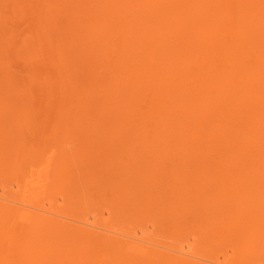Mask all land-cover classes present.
I'll return each mask as SVG.
<instances>
[{
  "label": "bare ground",
  "instance_id": "6f19581e",
  "mask_svg": "<svg viewBox=\"0 0 264 264\" xmlns=\"http://www.w3.org/2000/svg\"><path fill=\"white\" fill-rule=\"evenodd\" d=\"M73 3L80 4L75 11L80 9L82 15L75 16L77 20L68 17L66 26L73 27L72 32L63 26L59 32L78 31L90 40L86 48L91 55L97 49L101 58L114 54L115 59L101 66V60L93 61L85 48L78 57L76 50L68 55L63 51L64 56L55 49L50 52L56 55L52 53L56 61L52 67L60 63L56 58H64L62 71L63 66L70 67L68 63L76 67L74 73L95 66L104 70H93L86 88L81 74L76 81L71 77L72 88L62 99H74L66 101L74 111L68 115L65 109L59 111V105L54 114L58 118L51 119L63 116L64 128L60 120L55 129L48 128L44 123L49 116L34 120L25 106L28 89L24 87L25 99L17 97L16 86L7 79L9 71L0 72L3 80L8 76L1 88L12 87L0 97V173L12 169L9 176L19 179L20 186L28 169L21 164L43 158L40 186H34L36 178L31 177L24 191L34 188L37 196L50 188L54 193L63 184L61 200L67 207L73 201L77 205L104 201L108 216L121 221L119 231L127 226L124 219L149 221L151 228L166 234L165 239L178 241L191 233L193 241L188 250L183 244L159 250L160 244L151 243L148 236L149 240L130 236L128 227V233L122 232L136 240L121 238L115 225L112 229L94 224L90 217L78 218L82 212L76 218L79 208L70 216L69 207L63 208L65 213L56 208L53 212L46 205L20 202L2 192L0 264H207L212 261L204 258V252L219 247L231 248L234 257L224 263L227 259L222 256L223 264H264V0ZM50 14L46 18L53 21ZM34 43L38 46V41ZM79 58L86 63L82 69H77ZM58 70L64 76L58 80L69 85L70 74L68 78ZM142 241L150 243L145 246Z\"/></svg>",
  "mask_w": 264,
  "mask_h": 264
},
{
  "label": "rangeland",
  "instance_id": "374dc122",
  "mask_svg": "<svg viewBox=\"0 0 264 264\" xmlns=\"http://www.w3.org/2000/svg\"><path fill=\"white\" fill-rule=\"evenodd\" d=\"M43 1V2H42ZM60 1V2H59ZM6 2V3H5ZM53 2V3H52ZM74 2V0H72V2L71 1H68V0H0V25L2 26H0V34H1V32H2V34L0 35V72L2 73V74H4L3 72H7V70L9 71V73H10V78H7V79H11V80H9L8 82H10V83H12L13 85H11L10 84V86H13V87H15L16 86V91L14 90L13 91V94H16L17 95V97H20V98H23V99H25V96H26V91L25 90H27L28 89V94H27V101H26V103H25V106H27V107H29V113L30 112H33V114L32 115H34V117H33V119L35 120V116L36 117H38L39 118V116H44L45 118L47 117V116H49L48 117V119L46 120V122L44 123L48 128L50 127V128H52V129H55L60 123V126L62 127L63 126V128H64V126L66 125V122L64 121L65 119H63L62 117V120H61V118L60 119H56L57 120V122H56V120L55 121H52L51 119H53L54 120V118H56L55 116H54V114L55 113H57L58 111H57V107L60 105H62V107H61V109L62 110H59V111H63L64 109H65V113L66 114H68L69 115V113H67V112H71V110H72V106L73 105H71V103L69 104L70 105V107L67 105L68 104V102L69 101H71V100H74V99H71L70 98V100H66L65 99V101H63V99H62V97H64L65 95L64 94H67V93H69V89L70 88H72V85H73V83H74V81H73V79L76 81L78 78H77V76L79 75V74H81V76H80V81L81 82H85L84 83V85L82 86V88H86V87H88V84H90V82H91V78H93L92 77V74L94 73V71H97V67L95 66L94 67V69H93V67H92V69H90V71H87V72H85V70L83 69V70H80V72L81 73H79V72H75L74 73V71L76 70V67H71V65H70V63H68V65L71 67H68V66H63V71H62V66H61V60H63L64 58H61V57H59L58 59L56 58V60H58V61H60V63H58V64H55L56 65V67H57V69L55 68V65H54V67H52L53 65L51 64V63H56V61H54V58H51L53 55H55L54 54V51H59L58 53H61V56L63 55V53L65 52V53H67V55L68 54H70V53H72L71 51L73 50V51H75L77 54L74 56V57H78V55H79V51L81 52L82 50H83V48H85V50H86V53L87 54H89V55H91L88 51L90 50V47H87L86 48V46L89 44V42L88 41H90V40H88L85 36H83V34H81V33H79L78 31H75V32H73V34H75V35H73V34H68V33H64V30H63V32H59L60 30H62V29H60V27H66V31L68 32H72L71 30H72V28H71V30H68L67 28V26H66V24L68 25V17L70 18V19H72V20H74L73 19V17H75V16H78L80 13H78L77 12V10H80V9H78V8H80V7H78V6H80V4L79 5H77V4H75V3H73ZM56 3V4H55ZM64 3V4H63ZM68 3H69V5H68ZM52 5V6H51ZM9 6V7H8ZM75 6H77L78 8L76 9V11H75ZM70 8H72V9H74V11H69L70 10ZM71 9V10H72ZM63 10H65V12H63ZM66 10H68V11H66ZM41 11V12H40ZM61 11H62V13H61ZM86 12V16H88V12H87V10H85ZM45 13V14H44ZM51 13V14H50ZM56 13V16L53 18V15ZM60 13H61V15H60ZM49 14H50V18H52L53 19V21L52 20H49V17H47L46 18V16H49ZM69 14V15H68ZM58 15H60L59 17H58ZM65 15H66V17H65ZM74 15V16H73ZM80 15H82V14H80ZM79 15V16H80ZM39 16V17H38ZM44 17V21H42V22H40L39 20H41L42 19V17ZM38 18H39V20H38ZM46 18V19H45ZM79 18V17H78ZM81 18H82V16H81ZM75 19L77 20V17H75ZM84 19V18H83ZM81 20V19H80ZM62 21V24L60 23ZM65 21V22H64ZM59 22L60 23V26H58V24L57 23ZM78 22V21H77ZM56 24V25H55ZM73 24V23H72ZM54 25L56 26V28L54 27ZM76 24H74V26H75ZM70 27V26H69ZM4 32V33H3ZM40 32H42V33H40ZM36 33L39 35V36H36ZM35 37H37L35 40L36 41H38V43H36V44H38V46L37 45H35V46H32V44H35L34 43V41H33V43L31 44V39H34ZM44 38H46L45 39V41H44ZM25 39H26V41H25ZM38 39V40H37ZM23 40H24V42H23ZM43 40V41H42ZM28 41V42H27ZM48 41H49V44H48ZM30 42V43H29ZM45 42H47V46L45 45V44H43V43H45ZM71 42V43H70ZM25 43H28V44H26L27 45V47H26V45H25ZM30 44V45H29ZM42 44V46H46L45 47V50H44V48H43V50L41 49L42 47L40 46ZM51 44H55V45H51ZM59 44H62V46L59 48L57 45H59ZM3 45V46H2ZM20 46H21V49H20ZM52 46V47H51ZM3 47V48H2ZM33 47H35L34 48V50H31V48L33 49ZM30 48V49H29ZM38 48V49H37ZM53 49H55L52 53H53V55H52V53H50ZM2 50V51H1ZM18 50H19V52H18ZM28 51V53H25L26 51ZM33 51V52H31V51ZM43 52H42V51ZM66 50H67V52H66ZM7 51V52H6ZM61 51V52H60ZM64 51V52H63ZM70 51V52H69ZM12 52V53H11ZM25 54H23V53ZM35 52H37V54L35 53ZM75 52H73V53H75ZM8 53V54H7ZM18 53V54H17ZM23 54L24 55V57L23 56H21V54ZM32 53V54H31ZM3 54V55H2ZM56 54H57V52H56ZM60 55V54H59ZM113 55V56H112ZM111 55V58H110V56L109 57H107L106 59H104V58H101V55H100V52L97 50V49H95L94 51H93V53H92V55L91 56H93V61L94 60H101V66L102 65H104V63H108L109 64V62L111 63V61L113 62V59H115L114 58V54H112ZM56 56V55H55ZM58 56V55H57ZM64 56V55H63ZM70 56V55H69ZM30 57V58H29ZM32 57V58H31ZM73 57V58H74ZM80 57H81V55H80ZM29 58V59H28ZM70 58V57H69ZM26 59H28V60H30L31 59V62L32 61H35V62H28V60H26ZM2 60H4V61H2ZM41 60V61H40ZM79 60H80V62H77L78 63V66L79 67H77V69L78 68H80V69H82L81 67L82 66H84L86 63L84 62V61H82L80 58H79ZM91 60H92V57H91ZM110 60V61H109ZM54 61V62H53ZM68 61V60H67ZM106 61V62H105ZM2 62V63H1ZM108 64H105V65H108ZM58 65V66H57ZM115 65V64H114ZM2 66V67H1ZM59 66H60V71L58 70L59 69ZM116 67H117V65H115ZM104 67H106V66H103V68ZM111 68L110 69H112V70H114V66H113V64H111V66H110ZM113 67V68H112ZM5 68L6 69V71H5V69L3 70V69ZM66 68V69H65ZM75 68V70H73ZM50 69H53V70H50ZM108 69V68H107ZM107 69H105V70H107ZM56 70H58L57 72H61V74H65V76H67L68 78H69V74H70V78L72 77H74L73 79L71 78V82H70V84L69 85H67V86H64V83H63V79L61 80V78H60V81L58 80V76H59V74L58 73H56ZM67 70V71H66ZM73 70V71H72ZM94 70V71H93ZM3 71V72H2ZM48 71L50 72V71H52V73L53 72H55V73H53L55 76H56V74H58L56 77L53 75V76H51L50 77V75H52V74H50L49 76L47 75L48 74ZM37 73L38 72V74H37V76H36V74L34 75L33 73ZM69 72V73H68ZM71 72V73H70ZM98 73H103L104 72V70L102 71L101 69H99L98 71H97ZM9 73H8V75H9ZM43 73V74H42ZM2 74H0V84L3 82V81H5V82H3V83H6L7 82V80H5L6 79V77H8L7 75H6V77L4 78V80H3V75ZM6 74V73H5ZM4 74V75H5ZM33 74V75H32ZM60 74V75H61ZM95 74V73H94ZM39 75V76H38ZM40 75H42V76H40ZM94 76V75H93ZM35 77V78H34ZM59 77H64L63 75L62 76H59ZM29 79V80H28ZM53 80V81H52ZM21 82V84H20V82ZM16 82V83H15ZM52 82V83H51ZM60 84H59V83ZM48 83H50V84H48ZM77 83H79V82H77ZM76 83V84H77ZM52 84H54V85H52ZM81 83H79V85H80ZM8 84H6V86H7ZM26 85V86H25ZM64 87H63V86ZM85 85H87V86H85ZM1 86L2 85H0V97L3 95V96H6L5 94H8L7 92H8V89H9V91L11 90L12 91V87H8V89H6V87L3 89V88H1ZM21 86H23V87H21ZM78 86V84L76 85V87ZM85 86V87H84ZM3 87H4V85H3ZM24 87H26V88H24ZM66 87V88H65ZM69 87V88H68ZM19 88V89H18ZM17 90L19 91V92H17ZM1 91H2V93H1ZM5 91V93H3ZM25 91V92H24ZM21 92V93H20ZM31 92V93H30ZM60 92V93H59ZM56 93H59L60 95H61V97H58L59 96V94L57 95ZM2 94V95H1ZM19 95V96H18ZM68 95V94H67ZM95 95V97L96 96H98L97 94H94ZM83 97L84 96H81L80 95V99H83ZM2 98V97H1ZM79 98V97H78ZM98 98V97H97ZM76 100V99H75ZM66 101H68V102H66ZM78 102V101H77ZM74 104V103H73ZM34 105V106H33ZM65 105V106H64ZM20 106H23V104H20L18 107L19 108H21ZM64 106V107H63ZM95 107V106H94ZM23 108V107H22ZM70 108V109H69ZM31 110V111H30ZM57 112H56V111ZM72 111H74V110H72ZM76 112V111H75ZM60 113V112H59ZM58 113V114H59ZM71 113H73V112H71ZM31 114V113H30ZM61 114V113H60ZM60 114H59V116H60ZM39 115V116H38ZM71 116V115H70ZM72 116H73V114H72ZM54 117V118H53ZM69 117V116H68ZM42 118V117H41ZM58 118V117H57ZM65 118V117H64ZM66 119H67V116H66ZM70 119V118H69ZM60 120V123L59 124H57L58 123V121ZM68 121V120H67ZM71 121V120H70ZM73 121V120H72ZM49 122H51L52 124H54V126L52 125V124H50ZM55 122H56V125H55ZM65 122V123H64ZM68 126V125H67ZM33 127V126H32ZM66 127V126H65ZM50 133H52L51 131L50 132H48V134H50ZM50 149V148H49ZM51 150V149H50ZM49 150V151H50ZM52 151V150H51ZM51 151L50 152H48V154H50L51 153ZM0 155H2V152L0 151ZM1 157V156H0ZM43 159V158H42ZM41 159V160H42ZM38 159H35V161H34V159H31L30 161H28L27 163H26V165L25 164H21V167H23V166H27L28 167V169H27V167H23V168H25V169H23V170H26L27 169V171H26V173H24V174H26V176H24L25 178H26V181H28V180H30V178L32 177V179H34V178H36V183H35V185L34 186H40V183L42 182V179H41V181H40V183L38 182V179L37 178H40V177H42V175L40 176V173L43 171V172H45V170L43 169L44 167H45V164L44 165H40L39 166V163L41 164V160H40V162H39V160L37 161ZM36 162V163H35ZM32 164H34L33 166H32ZM28 165H31L30 167L28 166ZM36 165V166H35ZM38 165V166H37ZM43 167V168H42ZM7 168H9V167H7ZM22 169V168H21ZM20 169V170H21ZM11 170L12 169H10V171H9V169H6V171H3L4 173H5V176L4 177H2L4 174H2V173H0L1 174V176H0V178L2 179L3 178V180L6 178L7 180H4V181H1L0 180V193H5V195L7 194V195H9V196H11L12 198L14 197L15 199H18V201H20V202H30V203H33V204H36V205H39V206H42V205H46L45 206V208L47 209V207H48V209L50 208L51 209V211H53V212H57L56 210H58L59 212H60V210H61V213H65L64 212V209L66 210L68 207V215H72V214H74L73 212H74V209L76 208V210H75V212L78 210V208L79 209H81V211L79 212V213H75L74 215L76 216V218L79 216V214L82 212V214H81V216H79L78 218H81V219H84V217H87V218H89L88 220H90V221H92L93 220V223L95 222V221H97L96 223H98V225H99V223H104V224H102L101 226H103V227H107V226H111V228L113 229V227L112 226H117L116 227V229H115V231L117 230V231H119L118 230V227L119 226H122V224L120 225V222L118 221L119 219L118 218H115V217H110V216H108V214H107V206H108V204H106V202H105V204H103L104 203V201H100L103 205L102 206H99V203L100 202H98V204L97 203H95V202H92V204H84V205H86V207H88V209L87 208H85V207H83L84 205H82V204H80V203H78V205L77 204H75L76 202L75 201H71L72 202V205L71 206H68L67 207V204L65 205V203H63L62 202V198H61V194H62V192L64 191V189H66L64 186L65 185H63V184H60V187H59V191H56V192H54V193H52V192H50L51 190H50V188L49 189H47L48 190V192L49 193H47V190L45 191L46 193H44V194H41V195H37V196H35L34 194H36V192H34L36 189H34V188H32V190L30 189L29 191L27 190H25L24 191V188H25V183H26V181L24 180V179H22V180H24V181H21V183H19L20 184V186L19 185H17L16 184V180H19V179H17V178H15L14 179V177H11V176H9V174L11 173V175H12V172H14V171H12L11 172ZM31 170V171H30ZM9 172V173H8ZM20 174H23V172H21L20 171ZM23 174V175H24ZM37 174V175H36ZM44 174V173H43ZM36 177H35V176ZM13 176V175H12ZM19 178V177H18ZM23 178V177H22ZM43 178V177H42ZM20 179H21V177H20ZM6 181V182H5ZM15 181V182H14ZM18 183V182H17ZM14 184V185H13ZM29 186H31V185H29ZM11 187V188H10ZM64 187V188H63ZM21 188V189H20ZM3 189V190H2ZM27 189V188H26ZM60 189H62L61 191H60ZM7 190V191H6ZM50 190V191H49ZM10 191V192H9ZM23 192V193H22ZM32 192V193H31ZM28 193H29V195H28ZM57 193H58V195H57ZM14 194V195H13ZM59 194H60V196H59ZM45 195V196H44ZM44 196V197H43ZM20 198H21V200H20ZM39 198V199H38ZM58 198V199H57ZM24 199V200H23ZM36 200V201H35ZM48 200H49V202H48ZM34 201V202H33ZM43 201V202H42ZM47 201V202H46ZM46 203V204H45ZM64 204V205H63ZM96 204H97V206H96ZM77 205V206H76ZM82 205V206H81ZM105 205H106V207H105ZM75 206V207H74ZM22 207H26V206H22ZM73 207V208H72ZM82 207H83V209H82ZM99 207V208H98ZM56 208V210H54ZM60 208V209H59ZM64 208V209H63ZM49 209V210H50ZM53 209V210H52ZM70 209H71V211H70ZM87 211H86V210ZM102 209V210H101ZM106 209V210H105ZM38 210V209H37ZM82 210H85V211H82ZM32 212H36V213H40V211H36V210H32ZM70 212H72V213H70ZM78 212V211H77ZM103 212V213H102ZM96 215V216H95ZM103 215V216H102ZM53 217H55V215L53 216ZM58 217V216H57ZM83 217V218H82ZM96 217V218H95ZM62 217H60V219H61ZM74 218V217H73ZM98 218V219H97ZM128 218V217H127ZM130 218V217H129ZM62 220H64V219H62ZM87 220V219H86ZM121 220H123V219H121ZM125 221H126V219H124ZM131 220V219H130ZM66 221V220H65ZM68 221V220H67ZM125 221H123L124 222V224H123V226H125V225H127L126 226V228L125 227H123V228H125V230L127 229V227H128V231H129V234H130V236L131 235H134V234H137V235H135L136 237H144V239H146L147 238V236L150 238V240H151V243H157V244H160V246L161 247H157V245H152V244H148V246H150L151 248H155V249H157V248H159V250L162 248V250L163 249H165V250H163V251H168L166 248H164V247H172V246H174V247H179V245H181L182 246V244L184 245V247L182 246V248L184 249V250H188V246H189V244H190V241H191V243H192V239H191V233H189V235L188 234H185V235H183L182 237L183 238H180V239H178V241L177 240H174L173 241V239L171 240V239H169L168 237L165 239L164 238V236L166 235V234H164V233H162L161 232V230H158V231H156V230H154L153 228H151V222H149V221H145L144 223H142V222H136V221H130V222H132V224L135 222V224H133V225H130V224H127V222L129 221V220H127V222H125ZM118 222V223H117ZM122 222V223H123ZM130 222H128V223H130ZM108 223V224H107ZM115 223H117V224H115ZM148 223V224H147ZM95 224V223H94ZM107 224V225H106ZM128 225H130V226H128ZM137 225H139L138 227H136ZM114 226V227H115ZM132 226V227H131ZM135 226V227H134ZM142 226V227H141ZM146 226V227H145ZM149 227V228H148ZM107 228H109V227H107ZM111 229V230H112ZM143 229V230H142ZM153 229V230H152ZM125 230H121V231H119L120 233L122 232V231H125ZM149 230V231H148ZM128 231L126 232V233H128ZM155 231V232H154ZM109 232V234L110 233H112L111 231H108ZM107 232V233H108ZM124 232V233H125ZM154 232V233H153ZM120 233H118V235H116V233H112L113 235H116V236H118L119 237V235H120ZM123 232H122V234L120 235V237L121 238H126L125 240H131V241H134V240H136V239H134V238H132V237H129L128 239H127V234H124ZM142 233H143V235H142ZM162 233V234H161ZM125 235V236H124ZM142 235V236H141ZM154 235H155V238H154ZM166 237V236H165ZM149 238L148 239H146V240H149ZM189 238V239H188ZM155 241H153V240ZM183 239H185V240H183ZM165 240L167 241L166 243H165ZM138 242H140L139 240H137ZM136 241V242H137ZM171 241H172V243H171ZM185 241H187V242H185ZM145 242V243H144ZM147 242H149V241H147ZM147 242L146 241H142V244H145V246H146V244H147ZM141 243V242H140ZM150 243V242H149ZM166 244H168V245H166ZM170 245V246H169ZM157 247V248H156ZM226 248H228V247H226ZM218 249H221V250H218ZM222 249H224L223 247L222 248H217V250H214V251H207V252H204V258L205 259H210L209 261H212V262H207V264H209V263H212V264H214L213 262H217V260L219 261V262H222V264H223V257L225 258V259H227V260H224V263H226L225 261H229L230 262V259L231 258H233L234 259V257H232V251H231V248H228V249H230V250H227V249H224V251L222 250ZM217 251H219V252H217ZM226 251V252H225ZM228 251H229V253H228ZM203 253V252H202ZM201 253V254H202ZM220 253H222V254H220ZM224 253V254H223ZM228 253V255L229 256H227V255H225V254H227ZM231 254V255H230ZM219 255V256H218ZM216 256V257H215ZM223 256V257H222ZM124 257H128V255H126V254H124ZM231 257V258H230ZM213 258H216V259H214L213 260ZM221 258V259H220ZM232 259V260H233ZM207 260V261H208ZM204 262H206V260L204 261ZM215 262V263H216ZM219 262H217L218 264H219ZM256 262V264L258 263V261H255ZM216 263V264H217ZM249 263V262H248ZM221 264V263H220ZM253 264V263H252ZM255 264V263H254Z\"/></svg>",
  "mask_w": 264,
  "mask_h": 264
}]
</instances>
